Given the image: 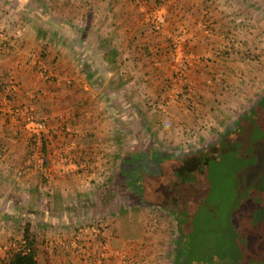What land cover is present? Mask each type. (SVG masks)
I'll use <instances>...</instances> for the list:
<instances>
[{"label": "crops", "instance_id": "obj_1", "mask_svg": "<svg viewBox=\"0 0 264 264\" xmlns=\"http://www.w3.org/2000/svg\"><path fill=\"white\" fill-rule=\"evenodd\" d=\"M145 1L164 19L160 32L144 22L129 0H0V34L8 19L30 20L22 30L11 31L22 36L16 45L8 51L0 49V152L5 156L0 162V260L11 244V227L20 239V212L33 213L29 216L39 241L55 242L46 231L48 225H56L48 216L62 209L67 195L93 194L119 161L124 163L122 170L131 172V98L162 99L169 62L177 61L174 47L184 53L185 62H209L206 66L247 62L250 39L264 32V0ZM233 35L240 36L239 54L244 57L237 58V51L218 56L217 50ZM42 51L47 53L44 57ZM29 52L34 54L31 62H27ZM195 65L194 77L199 71L206 79V66ZM40 68L44 78L38 73ZM24 107L46 125L47 199L40 198L38 175L20 178L14 172L26 158L24 114L19 111ZM121 147L127 150L116 152ZM63 154L75 166L81 165L79 170H89V176L63 172L59 166ZM163 160L153 157L157 171L153 167L150 174L156 186L161 184ZM126 210L131 213L124 209V214ZM127 237L108 238L104 245L90 237L84 250L86 257L93 255L89 264H95L104 250L107 260L103 264H118L114 247L131 245ZM38 249L40 262L45 250Z\"/></svg>", "mask_w": 264, "mask_h": 264}, {"label": "rangeland", "instance_id": "obj_2", "mask_svg": "<svg viewBox=\"0 0 264 264\" xmlns=\"http://www.w3.org/2000/svg\"><path fill=\"white\" fill-rule=\"evenodd\" d=\"M29 21L8 19L0 34V49L8 51L16 45L22 36L18 32L11 35V31L15 27L22 30ZM236 36L217 50L218 56L237 51V58L244 57L239 54L243 42ZM250 40L247 62H210L207 66L209 62H185V58L169 62L162 99L131 98V172L122 170V161L116 167L110 164L103 186L93 194L67 195L62 209L50 212L48 218L56 225H48L46 231L57 241L40 238L39 246L45 250L40 264H89L93 255L86 257V247L81 246L88 245L90 237L104 245L108 238L123 240L126 236L127 240L135 234L131 245L114 247V253L120 251L124 256H115L120 264L122 260L125 264H181L176 257L183 246L189 249L187 264H264V109L254 111L256 119L248 116L238 133L220 139L264 96V32ZM28 54L27 62H31L34 54ZM195 64L206 66V79L199 71L194 77ZM24 135L28 142L26 131ZM40 138L32 149L27 143L26 158L16 171L40 149ZM122 150L127 148L116 152ZM46 156L42 168L48 172ZM158 156L164 158L160 186L150 174L153 167L157 171L151 160ZM32 173L39 176L40 198L47 199L48 178L43 170H31L20 178ZM67 173L89 176V170ZM124 209L131 213L126 210L124 214ZM137 225L141 226L138 230L134 229ZM12 228L11 244L1 264H6L9 252L19 245L17 230ZM92 229H99L101 236L96 237ZM79 235L84 240L76 243ZM104 251H100L101 264L107 260Z\"/></svg>", "mask_w": 264, "mask_h": 264}, {"label": "built area", "instance_id": "obj_3", "mask_svg": "<svg viewBox=\"0 0 264 264\" xmlns=\"http://www.w3.org/2000/svg\"><path fill=\"white\" fill-rule=\"evenodd\" d=\"M129 1L135 6L138 14L143 18L144 22L151 27L153 31L160 32L162 30L164 19L157 10L150 9L145 0H129ZM174 53H175V58H177L176 62H182V60L184 59V55H183V52L180 50V48L178 49L174 47ZM43 72L44 71L40 72L41 77H44ZM19 111L24 114V128H25L26 134L30 138L42 137V135H44V133L46 132L45 123L43 121L38 120L30 108L24 107L20 109ZM4 157L5 156L3 152H0V162L4 159ZM45 161H46L45 157L42 155L41 150L38 147L36 148L31 160H28L21 170L16 171V175L18 177H22L24 174L30 172L31 170L35 171L37 169H40L44 171V178L47 179L49 176V173L46 172L45 168H42L44 166ZM59 166L65 173L75 172L79 170L80 167H82L81 165L75 166V164L72 161V158L70 157L60 158ZM92 231H94L96 237L101 236L99 229L97 230L92 229ZM82 240H84V238H82V236L79 235L76 237L75 242L76 243L81 242ZM83 245L86 246L87 244L83 243L81 246V249ZM114 254L115 256H120L122 259L124 258V256L121 255L120 251H116ZM100 261L101 259L99 258L95 262V264H101ZM118 263L120 264V262ZM121 263L125 264V261L122 260Z\"/></svg>", "mask_w": 264, "mask_h": 264}, {"label": "trees", "instance_id": "obj_4", "mask_svg": "<svg viewBox=\"0 0 264 264\" xmlns=\"http://www.w3.org/2000/svg\"><path fill=\"white\" fill-rule=\"evenodd\" d=\"M45 55L46 54H44V51H42V56L44 57ZM257 109L260 111L264 109V96L256 100L250 106L247 112L240 116V118L235 122V124H233V126L231 127L229 126L225 130V132L227 131L226 134L220 136L221 137L220 139H225L226 137L231 136L234 132L238 133L242 129L243 122L246 120L248 116L252 117L253 119H256V117H254L255 115L254 111ZM37 140L38 139H36V137L29 138L28 146H30V148L32 149ZM40 140H41L40 150H41L42 155L44 156L45 153H47L48 145H47L46 139H44L43 137L40 138ZM30 214H33V213L29 211H25L23 214L22 212L18 214V217H20V223L18 226L20 241H19L18 247L9 252L8 257L6 259V264H39L40 263L39 262V249H38L39 235L36 233L35 228L32 225L33 218L29 216ZM140 227H141L140 225H137L136 228L134 229L138 230ZM13 229H14V226H13ZM134 229L132 228L131 230L134 231ZM134 232H136V230ZM136 236L137 235L135 234V236H131V238H136ZM188 253H189V249L184 246L182 247L181 251H179V256L176 258L180 260L181 264H187L186 259H187Z\"/></svg>", "mask_w": 264, "mask_h": 264}, {"label": "flooded vegetation", "instance_id": "obj_5", "mask_svg": "<svg viewBox=\"0 0 264 264\" xmlns=\"http://www.w3.org/2000/svg\"><path fill=\"white\" fill-rule=\"evenodd\" d=\"M151 162L153 163V160H151ZM152 163H151V164H152ZM151 167H152V166H151ZM151 169L154 170L153 168H151ZM154 172H155V171H154Z\"/></svg>", "mask_w": 264, "mask_h": 264}]
</instances>
